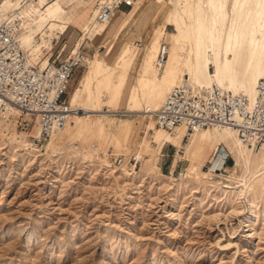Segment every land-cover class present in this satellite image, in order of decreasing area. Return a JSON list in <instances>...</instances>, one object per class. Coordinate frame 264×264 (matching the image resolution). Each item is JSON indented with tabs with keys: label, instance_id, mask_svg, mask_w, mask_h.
<instances>
[{
	"label": "rangeland",
	"instance_id": "1",
	"mask_svg": "<svg viewBox=\"0 0 264 264\" xmlns=\"http://www.w3.org/2000/svg\"><path fill=\"white\" fill-rule=\"evenodd\" d=\"M51 1L0 0V20L12 19L22 42L34 35L38 15ZM153 1L143 0L136 9L125 11H133L130 22L122 23V13L120 20L113 18L110 27L101 29L86 20L96 10L93 0H65L64 19L57 20L54 30L44 26L24 49L37 67L64 59L72 48L80 50L85 59L67 87L70 101L78 92L73 107L80 110L73 112L80 118L45 136H39L35 117L0 118V264H264V205L245 218L246 209L232 191L196 180L190 173L202 162V172L242 177L245 168L254 171L252 153L243 151L248 158L240 157L235 167L230 154L233 137L229 144L208 147L202 160L193 147H186L190 135L185 136L183 129L174 130L182 132L178 148L154 143L141 122L146 117L118 112L129 110L131 83L152 77L158 47L169 44L168 36L177 32L169 22L172 6L167 0H161L144 30L132 26ZM191 42L184 47L185 55ZM101 57L114 67H121L124 59L130 63L118 105L109 101L105 81L90 71ZM247 59L244 48L232 51L229 59V77L240 89L246 84ZM214 67L210 64L203 71L202 83ZM184 71L180 67L173 82L161 84V94L152 96L151 106L162 103L167 92L185 79ZM137 91L141 103L143 95ZM217 147L227 149L231 157L214 171L221 166L213 161Z\"/></svg>",
	"mask_w": 264,
	"mask_h": 264
},
{
	"label": "bare ground",
	"instance_id": "2",
	"mask_svg": "<svg viewBox=\"0 0 264 264\" xmlns=\"http://www.w3.org/2000/svg\"><path fill=\"white\" fill-rule=\"evenodd\" d=\"M64 1L65 0H52L48 3L47 8L38 15L34 35L42 33L44 26H49L50 30H54L57 27V20L64 19L65 10L62 6V2ZM66 1L70 2L71 0ZM183 1L184 3L181 5L180 2H182V0H167L168 4L172 6L169 22L176 28L177 32L170 33L168 36L170 46L167 44L166 51L168 54L166 53L167 59L165 62L163 59L164 65L162 70L158 71V66L163 64V62H158L160 57V44L156 53V60L154 61L155 65L152 77H141L139 78L140 83H131L128 94V100L130 101L129 110L118 111L120 113L134 112L142 116V120L146 117V121L141 122L145 125V132L149 136V139L158 144L169 143L177 148L181 146L182 132L168 133L161 128L155 127L154 118L149 112L155 110L161 104L160 103L156 107L151 106L152 96H159L161 94V84L173 82L180 67H183L185 70L183 73L184 78L193 84L205 86L215 84L224 90L231 91L233 94L244 95L250 100H253L255 96L258 80L264 76V0ZM141 2H143V0H138L132 10L136 9L138 7L137 4ZM153 2L154 3H152L150 7H145L135 18L132 26H135L136 29L144 30L146 28V24L154 15L161 0H155ZM132 10L129 13H125L122 20L123 24L128 21L130 22L134 17ZM95 12L96 10L94 13L90 14L92 17L89 15L86 20H90L89 22L92 21V24L102 25L101 29L104 26L110 27L114 19L115 21L119 19L117 15L113 20H110L111 22L98 23L95 20ZM3 20H0V22ZM7 20L13 21L10 18ZM34 35L24 37L22 42L18 38L23 50L31 44ZM190 39L192 41V47L189 49V54L185 55L186 52L184 47ZM243 48L248 51L245 70V77L248 81L245 80V86L240 89L233 85L229 77V59L232 51L238 52ZM111 49L112 44L109 46L108 52H110ZM70 51H72L71 55H76L79 49L72 48ZM122 51L123 48H119L118 55L121 56ZM125 60L127 59L123 60L121 67H114L108 64L104 57L96 58L92 62V68L90 70L91 73H95V75L99 74L102 80L105 81V87L110 90L109 101H115L117 105L123 93L124 84L122 85V83H124V79L127 77L130 70V63ZM216 60L219 61L218 64ZM210 64L215 65L214 70L208 74V80L202 83L199 78L202 76L203 71L209 68ZM138 88L143 95V101L141 103L138 102L136 98V91ZM78 96V92L73 94L70 101L72 106L78 101ZM100 112L107 113L114 112V110H100ZM15 113L19 114L18 111ZM12 116L13 115H11V117ZM75 118L80 117L75 112H72L66 124L73 123ZM150 129L153 130L152 133L148 132ZM177 129H183L185 131L183 126H178L175 130ZM222 129L225 130L224 134L214 133L213 135H206L205 130L207 129L195 131L190 134L189 142L186 147L189 149L193 147L195 153L201 156L203 160L210 152L208 151V147L215 148V145L221 142L229 144L233 141L234 137L235 145L230 148V154L234 156L235 167L240 164V157L249 154L243 152L246 151L252 153L249 154V159H252L254 156L256 160L254 171L251 173L250 169L245 168L242 177H239L240 175L237 174L235 176H227L213 171L202 172L199 167L202 162H197L198 165L192 166L190 173L196 180L206 181L216 187L224 188L222 189L223 191H232L233 194L236 195V199L240 200L241 208L243 210L246 209V215L244 217L248 218L249 214L258 213L256 209L260 212L261 205L259 204L264 205V147L259 149L249 148L238 140L233 129ZM53 133L56 132H52L51 134ZM222 153L224 154V152ZM213 156V161L217 166L219 164L222 165L223 156L221 154L217 156L213 154ZM216 168H221V166ZM183 178H186L184 174L181 175V180H183ZM244 222H246V220H244Z\"/></svg>",
	"mask_w": 264,
	"mask_h": 264
},
{
	"label": "built area",
	"instance_id": "3",
	"mask_svg": "<svg viewBox=\"0 0 264 264\" xmlns=\"http://www.w3.org/2000/svg\"><path fill=\"white\" fill-rule=\"evenodd\" d=\"M93 1L95 20L106 23L120 9H132L138 0ZM166 50L167 43L163 42L158 62H163ZM71 54L72 51L60 61H48L37 67L28 61L20 46L18 25L7 19L1 21L0 118L22 114L35 117L41 136L63 129L71 113L80 110L71 105L66 87L85 58L80 50ZM149 113L155 125L169 133L178 126L185 128V136L202 129L231 128L243 145L259 149L264 147V78L258 80L253 100L215 84L205 86L185 79L173 86L158 108ZM222 152L221 167H224L231 155L223 147L214 150L215 156ZM118 161L121 162V157Z\"/></svg>",
	"mask_w": 264,
	"mask_h": 264
},
{
	"label": "crops",
	"instance_id": "4",
	"mask_svg": "<svg viewBox=\"0 0 264 264\" xmlns=\"http://www.w3.org/2000/svg\"><path fill=\"white\" fill-rule=\"evenodd\" d=\"M122 9H124V10L121 11V12H119L121 9H120L119 11H117V12L115 13V15H114L113 18H115V17H116L117 15H119V14L125 13V11H128V9L125 8V7L122 8ZM76 69H77V68H76ZM76 69L74 70V72L76 71ZM74 72H73V74H74ZM73 74H72V75H73ZM71 78H72V76H71ZM71 78H70V79H71ZM68 85H69V82H68V84H67V87H68ZM67 87H66V92H67ZM67 94L69 95V92H67Z\"/></svg>",
	"mask_w": 264,
	"mask_h": 264
}]
</instances>
